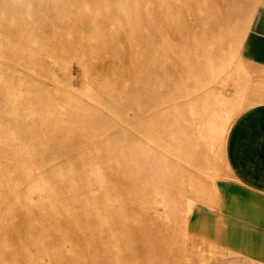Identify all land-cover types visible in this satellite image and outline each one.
I'll return each instance as SVG.
<instances>
[{
  "label": "rangeland",
  "instance_id": "1",
  "mask_svg": "<svg viewBox=\"0 0 264 264\" xmlns=\"http://www.w3.org/2000/svg\"><path fill=\"white\" fill-rule=\"evenodd\" d=\"M263 4L0 0V264H198Z\"/></svg>",
  "mask_w": 264,
  "mask_h": 264
},
{
  "label": "crops",
  "instance_id": "2",
  "mask_svg": "<svg viewBox=\"0 0 264 264\" xmlns=\"http://www.w3.org/2000/svg\"><path fill=\"white\" fill-rule=\"evenodd\" d=\"M240 56L252 67L246 91L254 103L237 116L224 142L232 183L185 219L198 264H264V4L250 18ZM183 245L184 234L181 255Z\"/></svg>",
  "mask_w": 264,
  "mask_h": 264
},
{
  "label": "bare ground",
  "instance_id": "3",
  "mask_svg": "<svg viewBox=\"0 0 264 264\" xmlns=\"http://www.w3.org/2000/svg\"><path fill=\"white\" fill-rule=\"evenodd\" d=\"M53 56V55H52ZM31 66V65H30ZM33 66V65H32ZM48 67V66H47ZM49 68V67H48ZM36 70V69H35ZM3 73L2 72H0V76H2L3 77V75H2ZM3 81H4V79H3ZM5 83V82H4ZM6 83H8V82H6ZM1 85H3L4 86V84H1ZM9 87V86H8ZM5 87H3V89H4ZM6 89V88H5ZM2 91V89L0 88V92ZM4 92H6V91H4ZM8 92H10V90L8 91ZM1 94V93H0ZM3 104V103H2ZM40 111V110H39ZM37 113V112H36ZM39 114V113H38ZM48 115V114H47ZM41 116V115H40ZM49 117V116H48ZM54 119V118H53ZM17 120V119H16ZM39 120V119H38ZM40 120H41V118H40ZM62 121V120H61ZM16 122V121H15ZM43 122V121H42ZM56 122V121H55ZM18 123V122H17ZM52 125L54 124V122H52L51 123ZM59 124H60V122H59ZM20 128V127H19ZM5 131V130H4ZM25 133V132H24ZM12 135H14L13 134V130H12ZM41 135V134H40ZM5 136H6V134H5ZM4 137V136H3ZM1 138V137H0ZM17 138V137H16ZM15 138V139H16ZM19 139V138H18ZM36 152H38V150L36 151ZM1 179V178H0ZM124 191V190H123Z\"/></svg>",
  "mask_w": 264,
  "mask_h": 264
}]
</instances>
